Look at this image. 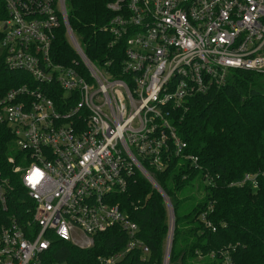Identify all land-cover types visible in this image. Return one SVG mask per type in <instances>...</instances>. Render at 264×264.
I'll return each instance as SVG.
<instances>
[{
    "label": "built area",
    "instance_id": "obj_1",
    "mask_svg": "<svg viewBox=\"0 0 264 264\" xmlns=\"http://www.w3.org/2000/svg\"><path fill=\"white\" fill-rule=\"evenodd\" d=\"M0 6L1 55L30 80L0 104V121L21 152V167L13 170L21 193L0 171V264H47L55 240L85 249L113 226L124 231L126 244L98 264H123L135 249L143 263L148 247L112 195L125 192L137 170L157 187L147 168L161 171L164 158L184 155L172 109L224 85L233 69L264 74V0H109L104 30L123 43L118 74L110 60L98 66L84 54L66 0H0ZM62 26L76 67L55 60L52 42ZM166 203L162 264L174 222ZM225 253L222 264H230Z\"/></svg>",
    "mask_w": 264,
    "mask_h": 264
},
{
    "label": "trees",
    "instance_id": "obj_2",
    "mask_svg": "<svg viewBox=\"0 0 264 264\" xmlns=\"http://www.w3.org/2000/svg\"><path fill=\"white\" fill-rule=\"evenodd\" d=\"M108 1L66 0L67 17L87 58L98 66L110 60L118 74L123 43L113 42L104 30L112 16ZM52 44L56 61L74 65L79 60L63 26ZM26 82L28 74L8 67L1 55L0 104L10 89ZM171 113L177 135L186 142L184 155L164 158L161 171L147 168L158 189L137 170L126 191L112 195L111 202L137 224L136 236L149 250L143 263L135 249L123 264H162L169 229L165 198L174 215L168 264H222L224 252L230 264H264V74L233 69L224 85L188 98ZM20 159L12 131L0 121V171L19 193V173L13 170L21 167ZM246 176L252 178L242 182ZM126 241L118 226L95 234L85 249L55 240L46 263L98 264L99 257Z\"/></svg>",
    "mask_w": 264,
    "mask_h": 264
},
{
    "label": "rangeland",
    "instance_id": "obj_3",
    "mask_svg": "<svg viewBox=\"0 0 264 264\" xmlns=\"http://www.w3.org/2000/svg\"><path fill=\"white\" fill-rule=\"evenodd\" d=\"M1 50H0V56H1ZM140 173V172H139ZM141 175H142V172L140 173ZM151 174V175H150ZM149 175L151 176V177H153L152 175H153V172H149ZM142 176H144V175H142ZM153 181H154V183L156 184V182H155V180H154V178H153ZM150 182V181H149ZM151 183V182H150ZM152 184V183H151ZM153 185V184H152ZM157 185V184H156ZM155 188H157V187H155ZM158 189V188H157ZM174 216V215H173ZM168 260H169V258H168ZM169 262V261H168ZM57 264H66L65 262H60V263H57Z\"/></svg>",
    "mask_w": 264,
    "mask_h": 264
},
{
    "label": "water",
    "instance_id": "obj_4",
    "mask_svg": "<svg viewBox=\"0 0 264 264\" xmlns=\"http://www.w3.org/2000/svg\"><path fill=\"white\" fill-rule=\"evenodd\" d=\"M167 200V202L170 204L169 200L167 198H165Z\"/></svg>",
    "mask_w": 264,
    "mask_h": 264
}]
</instances>
